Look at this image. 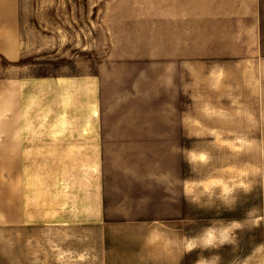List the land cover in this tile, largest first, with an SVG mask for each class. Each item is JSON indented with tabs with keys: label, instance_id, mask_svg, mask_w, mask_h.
I'll use <instances>...</instances> for the list:
<instances>
[{
	"label": "rangeland",
	"instance_id": "374dc122",
	"mask_svg": "<svg viewBox=\"0 0 264 264\" xmlns=\"http://www.w3.org/2000/svg\"><path fill=\"white\" fill-rule=\"evenodd\" d=\"M152 16L153 0H0V146L10 86L32 124L30 160L0 154V264H264V71L181 66ZM63 79L90 97L98 80L88 114ZM75 132L98 145L65 153Z\"/></svg>",
	"mask_w": 264,
	"mask_h": 264
},
{
	"label": "crops",
	"instance_id": "0c3cea01",
	"mask_svg": "<svg viewBox=\"0 0 264 264\" xmlns=\"http://www.w3.org/2000/svg\"><path fill=\"white\" fill-rule=\"evenodd\" d=\"M152 18L155 34L153 48L167 50L169 59L181 66L222 62L247 65L250 67V80H257V67L264 71V0H153ZM160 27L164 28L166 38L158 42ZM62 82L63 85L57 86L64 88L63 96L71 93L70 99L84 102L85 113L88 114L89 105L97 100L98 80L92 85L91 97L89 94L81 95L82 90L88 89L81 88H85V84L80 80L63 79ZM43 87L41 97L49 98L48 91L45 92L47 89ZM14 88V95L11 86L9 90L8 152L0 146V154H7L10 161H27L30 160L27 155L30 153L28 145L31 139L27 132L32 130V124L26 120L29 113L26 104L31 95L25 92L26 104L18 117L16 85ZM57 97L60 98V94ZM56 110L54 114H59L60 109L57 107ZM65 113L78 115L79 112L67 110ZM89 123L72 117L68 118L67 127L63 128L79 131ZM96 135L81 139L75 132L68 134L58 144L62 145L65 153L70 154L75 147L97 146Z\"/></svg>",
	"mask_w": 264,
	"mask_h": 264
}]
</instances>
